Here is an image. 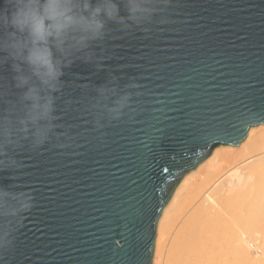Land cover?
<instances>
[{"label": "water", "instance_id": "obj_1", "mask_svg": "<svg viewBox=\"0 0 264 264\" xmlns=\"http://www.w3.org/2000/svg\"><path fill=\"white\" fill-rule=\"evenodd\" d=\"M97 53L102 70L77 60L62 78L67 146H25L0 164V264H153L183 175L264 123V0H172L149 29L110 25ZM13 76L0 65V96L15 99ZM112 78L138 85L134 103L97 128L95 90Z\"/></svg>", "mask_w": 264, "mask_h": 264}, {"label": "clouds", "instance_id": "obj_2", "mask_svg": "<svg viewBox=\"0 0 264 264\" xmlns=\"http://www.w3.org/2000/svg\"><path fill=\"white\" fill-rule=\"evenodd\" d=\"M172 0H3L0 7V65L14 73L15 99L0 96V164L17 163L10 153L33 150L55 140L67 146L69 129L58 123L57 97L67 69L77 61L103 69L97 53L110 25L124 31L149 29L163 22ZM124 9L122 14L121 9ZM159 18V20H158ZM138 85L121 86L116 78L97 86L92 106L94 124L116 122L128 115Z\"/></svg>", "mask_w": 264, "mask_h": 264}, {"label": "bare ground", "instance_id": "obj_3", "mask_svg": "<svg viewBox=\"0 0 264 264\" xmlns=\"http://www.w3.org/2000/svg\"><path fill=\"white\" fill-rule=\"evenodd\" d=\"M154 247L153 264H264V123L183 175Z\"/></svg>", "mask_w": 264, "mask_h": 264}, {"label": "snow or ice", "instance_id": "obj_4", "mask_svg": "<svg viewBox=\"0 0 264 264\" xmlns=\"http://www.w3.org/2000/svg\"><path fill=\"white\" fill-rule=\"evenodd\" d=\"M75 107H81V105L78 104V105H75ZM65 115L71 116L72 115L71 109L66 110Z\"/></svg>", "mask_w": 264, "mask_h": 264}, {"label": "rangeland", "instance_id": "obj_5", "mask_svg": "<svg viewBox=\"0 0 264 264\" xmlns=\"http://www.w3.org/2000/svg\"><path fill=\"white\" fill-rule=\"evenodd\" d=\"M160 219V218H159ZM159 221V220H158ZM154 249H155V247H154Z\"/></svg>", "mask_w": 264, "mask_h": 264}]
</instances>
